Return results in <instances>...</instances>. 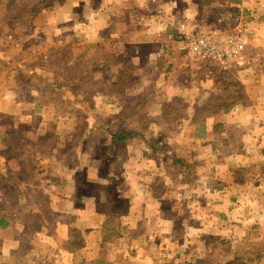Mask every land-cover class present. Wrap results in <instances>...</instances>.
Masks as SVG:
<instances>
[{"label":"crops","instance_id":"0c3cea01","mask_svg":"<svg viewBox=\"0 0 264 264\" xmlns=\"http://www.w3.org/2000/svg\"><path fill=\"white\" fill-rule=\"evenodd\" d=\"M44 5L45 3L35 6V12L32 11L29 14L26 0H0V122L5 119L9 122L5 136H8V129L9 133L12 132V127H14V132H20L19 129H15L18 128L20 118L31 120L37 118L38 123L33 126H38L42 118L46 117L45 114L53 109V107L44 106V102L38 97L23 99V95L16 90V82H12L13 77L20 72L33 70L32 66L26 67V60L21 57L22 46L18 40L23 37L20 38L15 33L24 32L31 22L32 37L43 40L42 44L46 49L50 43L58 51V56L66 47L71 56V50L80 46L78 45L80 37L84 41L85 49L107 48L112 53L111 57L118 59L119 63L123 61L127 65L134 63L136 70L134 72L139 75L140 80L143 79L146 87L166 90L167 95L170 93L169 90L179 95L183 93L180 98L182 104H185L187 108H192L188 116L193 127L189 134L193 138L191 142L203 147V150L206 148L208 152L212 151L207 154L212 159L208 158L209 162L222 163L227 161L225 157H231L224 152L223 148H220L221 136L218 137L217 125L223 128L230 127L237 132L239 142L236 152L232 155L234 159L227 165L228 173L226 171L219 176L215 174L211 176L212 179L209 175L203 176V179L207 180L204 182L207 198L199 199L197 196L195 200H186L179 196V193L167 196V190L174 185L171 178L164 182L165 185L159 196H154L155 180L151 166L144 168V165L139 162L130 167L139 169V172L131 174L127 171L129 167L125 166L124 162L119 167H116L114 163L109 164L111 168L113 166L117 169L121 168L120 173L102 177L98 171L95 175V182H98L99 191L88 194L86 188L80 185L82 181L74 175L73 165L64 161L61 169L57 171L61 175L54 181L59 182L61 178L60 183L65 184V180L71 177V188L74 187L76 194L68 195V197L71 196L70 200L78 199L81 204L86 205L83 214L77 212L79 213L78 224H82L80 227L83 239L80 246L72 247L71 239L74 238V231L71 232L72 229L70 230L62 222L63 224L59 223L54 226L60 239L51 243H38L36 248L47 250L52 245L54 251L51 261L53 264H172L171 256L174 252L181 256L182 251L194 252L204 248L210 249L209 243L201 240L200 237L209 234L208 227H211L213 232L219 233L218 237L224 231L218 222L217 224L221 227L214 226L213 218H219L220 222L230 219L233 203L236 201L249 205L260 204L253 200L244 202L245 194L248 192L246 189L248 182L239 183L235 178H231L229 173L231 166L239 156L242 155V158L246 159L242 163L249 161L252 164L253 151L255 149L264 150V0H52V6L49 8L52 14L50 19L38 22L37 15L45 10ZM214 11L218 12L215 14ZM207 12L212 13V16L201 20L203 23L198 24L201 30H205L203 27L208 25L210 27L221 26L224 21L227 23L232 20V23H229L231 28L227 31L239 36L252 54V58L246 64L248 69L227 70L228 73H225V76H212L213 79H208L209 76L201 73L198 75L192 69L174 74L172 77L165 74L166 77L163 78L162 83L156 81V75L153 80L150 79L149 70L156 71L155 65L160 54L164 51L168 53L169 48L173 46L170 41V38H173L170 17L175 18L177 23L186 22L196 25L197 22H193V19L196 18L197 21L198 17L204 16ZM152 13L158 14L162 19L144 23L143 19ZM145 30L154 39L164 41L163 35L166 34L170 40L161 42L163 48L160 52L159 50L155 52V42L151 38H146L149 36L144 34ZM174 32H176L175 29ZM158 34L162 37L160 38ZM115 40L120 41L114 42ZM39 48L34 52V56L35 53L41 54L42 49ZM149 48L152 52L144 51ZM147 55L148 64L144 65ZM166 61L169 64L168 60ZM108 66L109 61L106 64L107 68L102 66L101 71L103 72L106 68L104 72H110L111 79H113L110 81L111 89L119 87V82L125 77L119 69L124 70V68L121 66L116 71H112ZM170 69L176 70L174 65ZM116 73L117 77L113 78ZM176 75L178 76L175 78ZM184 77L187 80L186 84L179 80ZM173 80H178L180 83ZM2 83H5V88L1 86ZM22 84V81L17 79V86H22ZM66 84L68 86H65L69 88L78 86L71 81ZM188 91L191 94L188 93L185 97ZM194 92L196 97L193 96ZM170 98L162 103L170 104L173 100H177ZM103 103L104 105L113 104V101H103ZM149 104L155 107L160 106V100H150ZM163 111L167 114L164 108L160 109L157 115L167 118ZM198 111H202V119L197 116ZM117 113V118L122 120L119 118L122 115L121 110H117ZM106 117L109 118V116ZM55 121H59L56 116L53 119V122ZM41 132L45 131L41 130ZM231 134L236 135L232 131ZM28 135L32 134L28 132ZM136 135L138 134L135 133L134 136ZM217 137L218 140L213 142ZM121 147L122 145L117 144L115 149L120 150ZM144 151L155 156L148 148H144ZM44 163L41 162L42 165ZM244 164L236 166L250 167ZM117 179L123 180L118 181ZM104 184H107L108 190L109 187L116 186L119 197H122L116 202L117 208L111 211L94 210L91 207L92 202L97 201L103 195ZM200 184L202 185L203 182L199 180L196 186ZM257 189L261 195H264L262 183L261 188ZM197 190L196 187L193 192ZM219 190L231 194L229 210L224 209V205H227L225 200L216 196V191L219 192ZM258 192H256L257 195ZM57 194L65 195L63 191H58ZM228 211H230L229 217ZM187 212L197 215V224L191 219L189 223H185L189 216ZM108 218L122 225L121 230L124 235L115 245L109 246L110 250L103 253L101 235L104 230L103 225ZM9 224L8 227L11 225ZM191 231L198 232V234L196 240L189 244L188 241L185 242L184 234ZM93 232H95V240H93ZM212 247L215 249L214 245ZM81 248L82 250L79 251ZM214 249L209 251H214ZM38 259V261L42 260V264H49L45 258L38 257Z\"/></svg>","mask_w":264,"mask_h":264},{"label":"rangeland","instance_id":"374dc122","mask_svg":"<svg viewBox=\"0 0 264 264\" xmlns=\"http://www.w3.org/2000/svg\"><path fill=\"white\" fill-rule=\"evenodd\" d=\"M26 1L29 6V14L32 11L35 12V6L45 3V10H42L43 12L39 13L36 19L38 22L50 19L52 14L49 8L52 6V0ZM170 18L171 21H175V18ZM188 21L190 22V20ZM30 24L31 22L26 26L24 32L15 33L20 38L23 37L18 40L22 46L21 54L23 56L21 55V57L26 60V67L32 66L33 70L28 69L20 72L16 77H13L12 82H16V90L23 95V99L38 97L44 102V106L53 107V109L45 114L46 117L42 118L38 126H33V124L38 123L37 118L33 120L20 118L17 124L18 128H15L16 130L19 129L20 132H14V127H12L11 133L8 129V136H5V132L9 127V122L6 119L0 122V219H5L11 224L7 229L0 227V264H42V260L38 261V257L45 258L48 260L47 263L53 264L51 261L54 251L52 245L47 250L36 247L38 243H51L60 239L54 226L62 222L70 230L72 229L71 232L74 231V238L71 239L72 247L80 246L83 238L80 227L82 224H78V215L79 213L83 214L86 205L81 204L78 199L70 200L69 197L71 196L68 197V195L76 194L74 187L71 188V177L65 180V184L60 183L61 178L59 182L54 181L56 177H60L61 173H57V171L61 169V164H64V161L73 165L74 175L82 181L80 185L86 188L88 194L99 191L98 182H95V175L98 171L102 177H107L112 173L116 175L120 173L121 168L109 167L111 160H113L116 167L124 162L125 166L129 167L127 171L130 174L139 172L137 168H130L138 162L143 164L144 168L151 166L152 175L156 179L154 187H158L171 178L174 185L167 190V196L179 193V196L186 200H195L197 196L199 199L207 198L206 186H204V182L207 180L203 179V176L213 177L215 174L219 176L227 171V165L234 159L232 155L236 152L234 147L236 138L232 136L231 131L234 134L237 132L231 128H223L219 131L218 137L221 136L220 148H223L224 152L231 157H225L227 161L222 163L209 162L208 158L212 159L207 154L212 151L209 150L208 152L206 148L203 150V147L201 148L191 142L193 138L189 134L193 127L188 116L192 108H187L185 104H182L180 98H182L183 93L179 92L182 94L179 95L169 90L170 93L167 95L166 90L146 87L143 79L140 80L139 75L134 72L136 71L134 63L130 65L124 61L119 63L118 59L111 57L112 53L107 48L92 47L89 50L85 49L84 41L80 37L78 38V45L80 46L71 50V56H69L67 47L58 56V51L50 43L46 49L43 47V40L32 37L33 32ZM131 26L134 25L131 24ZM171 29L173 30L172 37H174V27ZM226 32L229 33V31ZM144 34L149 36L146 38H151L155 42L154 51L159 50L160 52L163 48L161 42L165 41L154 39L146 30ZM117 41L120 40L114 42ZM38 47L40 50L42 49L41 54L35 53L34 56ZM169 49L172 61L170 62L160 54L155 65L156 71L149 70L150 79L153 80L156 75L155 79L158 83L163 82V78L166 77L165 74L172 77L174 74L192 69L185 66H179L175 71L170 69L179 55L174 45ZM144 51L152 52L151 48ZM147 58L148 55L145 56L144 65L148 64ZM108 61V67L112 71H116L121 66L124 68V70H119L123 72L125 77L119 82V87L112 89L110 86V81L113 80L111 74L104 72ZM207 64L212 72L204 74L209 76L208 79H213L212 76H225V73H228L227 70L248 69L247 66L238 67L233 63L220 65L215 62H207ZM207 64L198 63L196 66L204 69ZM102 66L106 67L103 72L101 71ZM143 71L145 72V69ZM116 77L117 73L114 74L113 78ZM17 79L22 81V86H17ZM185 79L184 77L179 80L186 84L187 80ZM63 81H71L78 87L83 86L81 91L76 88L78 91H76L75 96L90 104L85 105V102H83L85 106L72 104L68 92L63 91L64 88H57V91L54 92L52 83L58 84L63 83ZM173 81L179 82L178 80ZM1 86L5 88V83H2ZM189 92L185 94V97ZM193 96L196 97L195 92ZM169 97L177 100H173L170 104L162 103ZM102 100L113 101V104L104 105ZM150 100H160V106L155 107V105L149 104ZM91 104L94 105V107L92 106L93 117L88 116V113L83 110ZM141 105L143 107H140ZM164 108L167 114L165 111L163 113L167 118L157 115V112ZM117 110H121L124 117L120 115L119 118H123L122 120L117 118ZM131 113L134 114L131 115ZM55 116L59 121L53 122ZM197 116L200 119L203 117L201 112ZM160 129L161 131H159ZM41 130L45 132L42 133ZM116 130H125L138 135L125 142H119L117 138L112 137V133ZM28 132L32 135H28ZM218 137L213 142H216ZM147 140L159 141V148H170L167 150L175 156L178 154L188 155L195 169L193 179L185 181L186 174L184 171L180 172L174 168L164 170L166 166L165 155L161 154L155 157L145 152L144 148L153 152L146 142ZM117 144L122 145L120 151L115 149ZM242 157L241 155L234 161L230 168L231 175H238L237 170L242 167L237 166L243 165L242 162L246 160ZM251 157L252 164L249 161L245 163L246 165L244 164L250 166L248 172L244 174L247 178L246 182H248V186H246L248 192L245 194L244 202L253 200V202H260V204L249 205L234 202L230 219L220 222L219 218H213L214 226H219L218 222L224 229L219 237V233L213 232L211 227L206 229L209 234L200 237L201 240L209 243L210 249H214L212 247L214 245V251H209L210 249L206 248L194 252L182 251L181 256L174 252L171 256L172 264H203L204 258L211 264H234L235 260L242 256H244L242 258L245 261H248L247 251L257 246V242L264 243V195H261L257 189L261 188V183L264 187V150L255 149ZM41 162L45 163L42 165ZM44 167L47 169L44 170ZM117 180L122 181L123 179ZM199 180L203 184L196 186ZM196 187L199 192L197 190L194 193L193 190ZM110 188L108 190L107 184H104L103 195L91 204L94 210L111 211L117 208L116 202L122 197H119L116 186ZM58 191H63L65 195L57 194ZM216 194L225 200L227 205H224V209L229 210L231 194L220 190L219 192L216 191ZM225 194L227 196H223ZM238 205L240 207H237ZM79 209L81 210L79 211ZM77 212L79 213L77 214ZM229 214L230 211H228V217ZM187 215L189 216L187 219L184 218L186 219L185 223H189V219H191L197 224V215H191L189 212ZM197 234L198 232L194 231L185 233V242L188 241L190 244L196 240ZM92 236L95 240V232ZM81 250L82 248L79 249V251ZM256 254H264V251L259 250ZM249 264H264V258Z\"/></svg>","mask_w":264,"mask_h":264},{"label":"trees","instance_id":"16d2710c","mask_svg":"<svg viewBox=\"0 0 264 264\" xmlns=\"http://www.w3.org/2000/svg\"><path fill=\"white\" fill-rule=\"evenodd\" d=\"M218 11H214V13L216 14ZM212 16V13H205L204 16H200L198 17L197 21H196V18H194L193 22H197L196 25H198L200 22L203 23L201 20H203L204 18H210ZM232 23V20H229V22L226 23V21H224L223 24H221V26H215L213 25V27H210L209 25L208 26H205L203 27V29H214V30H217V31H220V32H226L227 30H229L231 27H229V23ZM199 26V25H198ZM201 27V26H200ZM195 73H197L198 75L201 73V74H205V73H212L210 71V69L208 68V64L206 65V67L203 69L199 66H195V69H193ZM65 83V84H64ZM67 81H63V83H58V84H54L52 83L54 86L53 88V91L56 92L57 91V88H64L63 91L64 92H68V96L69 98L71 99V103L76 105V106H79V105H84L83 100L79 99L77 96H75L76 94V91H78L76 88H79L81 90H83V86H80V87H74V88H69L67 87L68 85L66 84ZM67 85V86H65ZM64 86V87H63ZM72 89V90H71ZM75 96V97H74ZM91 100V99H90ZM86 104L85 105H89L90 103H87L85 102ZM84 105V106H85ZM94 105L91 104V106H88L86 108H84L83 110L88 113V116L90 117H93V107ZM140 107H143V105H141ZM202 111H198V113H200ZM134 113H131V115H133ZM123 116V114L121 115ZM124 117V116H123ZM123 119V118H122ZM218 128V131H220L221 129H223V126H219L217 125ZM230 129V127H229ZM238 136L239 134H236L234 135V137L236 138V141H235V145L234 147L236 148L237 145H238V142H239V139H238ZM112 137L114 138H117L119 142H125L127 141L128 139H131V138H134V134L133 132H126L125 130H118L114 133H112ZM149 146H150V149H152L154 155H165V163H166V166L164 167L165 170L167 169H170V168H174V169H177L178 171L180 172H183L186 174L185 176V181H191L193 178V174L195 172V169H194V165L192 164V162L190 161V157L186 154H178V155H173L169 150L167 149H163V148H159V145H160V142L157 141V140H147L146 141ZM119 145V144H118ZM120 151V150H119ZM110 164H113V160H111ZM110 167V165H109ZM248 168H239L237 170V173L238 175L237 176H234V175H231V173H229L230 177L231 178H235L239 183H245L247 181V178H245L244 174H246L248 172ZM154 180L155 177H154ZM164 186V183H161L158 187H154L153 188V195L154 196H159V194L161 193V189L163 188ZM8 224L9 222L5 219H0V227L3 229L7 228L8 227ZM104 230L102 232V235H101V239H102V242H103V247H102V252L105 253L107 252L108 250H110L109 246L111 245H115L117 242L120 241V239L123 237L124 233L122 232L121 230V227L122 225L116 221V220H113L112 218H108L104 225ZM217 242V241H216ZM257 246H254V248L252 250H248L247 253H246V256L249 255V259L248 261H245L244 256L238 258L237 260H235L234 264H249V263H252V262H255L256 260H261L264 258V254H261V255H257L256 252H258L259 250L261 251H264V243L263 242H257L256 244ZM204 262H202L203 264H211V262H208L206 260V258L203 259Z\"/></svg>","mask_w":264,"mask_h":264},{"label":"built area","instance_id":"2783aa9c","mask_svg":"<svg viewBox=\"0 0 264 264\" xmlns=\"http://www.w3.org/2000/svg\"><path fill=\"white\" fill-rule=\"evenodd\" d=\"M162 19L156 13L149 14L144 23H149L151 20ZM172 27L176 30L175 36L168 39L166 34L163 35V40H170L175 46V50L179 55L175 59L174 68L190 67L192 70L198 63L215 62L220 65L233 63L238 67H245L252 57V54L242 42L239 36L220 32L214 29L201 30L200 27L193 23H177L172 21ZM161 38L162 36L158 34ZM170 62L172 61L171 53L165 51L161 54ZM189 68V69H190Z\"/></svg>","mask_w":264,"mask_h":264}]
</instances>
